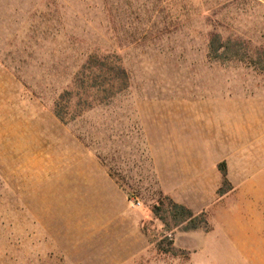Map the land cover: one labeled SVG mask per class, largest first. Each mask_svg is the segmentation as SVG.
<instances>
[{
    "label": "rangeland",
    "instance_id": "374dc122",
    "mask_svg": "<svg viewBox=\"0 0 264 264\" xmlns=\"http://www.w3.org/2000/svg\"><path fill=\"white\" fill-rule=\"evenodd\" d=\"M250 96L264 0H0V264L234 252L237 198L166 180V162ZM128 223L142 244L110 240Z\"/></svg>",
    "mask_w": 264,
    "mask_h": 264
},
{
    "label": "crops",
    "instance_id": "0c3cea01",
    "mask_svg": "<svg viewBox=\"0 0 264 264\" xmlns=\"http://www.w3.org/2000/svg\"><path fill=\"white\" fill-rule=\"evenodd\" d=\"M219 120L220 127L216 126L218 129L206 136L199 130L192 135L190 128L183 129L179 159L166 162L165 174L168 181L197 182L196 189L202 191L198 195H203L205 181H213L215 192L223 186L225 178L229 181L230 189L221 196L237 198L230 211L231 217H236L224 221L223 226L235 251L194 252L180 264H264V96H250L239 102L230 100L227 115ZM216 123L213 119L212 124ZM206 156L210 161H205ZM222 163L225 175L220 168ZM130 224L116 229L113 232L116 240H110L127 246L129 239L138 235L136 242L142 244L139 226ZM142 250L141 246L134 252L92 254V261L93 264H176L170 254H146Z\"/></svg>",
    "mask_w": 264,
    "mask_h": 264
},
{
    "label": "trees",
    "instance_id": "16d2710c",
    "mask_svg": "<svg viewBox=\"0 0 264 264\" xmlns=\"http://www.w3.org/2000/svg\"><path fill=\"white\" fill-rule=\"evenodd\" d=\"M220 168L222 169V171L224 172V170H225V167H224V163H222V164H220ZM224 175H225V172H224ZM224 185H227V186H229L228 187V189H230V183H229V181L225 178L224 179V184H223V186L222 187H220V189H219V192L220 193H223V192H225V191H227V190H223L224 189ZM180 205V204H179ZM181 207H182V209H187L188 210V208H186V206H184V205H180Z\"/></svg>",
    "mask_w": 264,
    "mask_h": 264
}]
</instances>
